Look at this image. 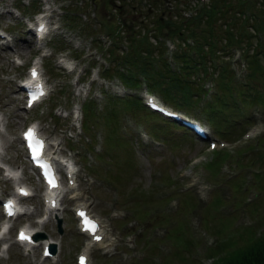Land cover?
<instances>
[{
    "label": "rangeland",
    "instance_id": "1",
    "mask_svg": "<svg viewBox=\"0 0 264 264\" xmlns=\"http://www.w3.org/2000/svg\"><path fill=\"white\" fill-rule=\"evenodd\" d=\"M24 1L26 0H12V3H18L20 8H22V6H25ZM193 1L195 0H145V2L140 3L137 0H97L96 15L98 20L96 23L89 16L90 8L87 6L86 0L83 1V7L81 8L86 13L85 18L78 16L77 11L74 13V7L77 9L79 6L77 4L78 0L76 1V5L74 4L75 0H56L57 4L63 6L65 9L69 7L68 10L74 14L68 15L67 13L68 17H70L68 20L67 16L64 17L62 15L60 17L56 13V10L51 12V16L54 19L57 18L61 24L60 29L56 30L57 32L55 31L56 33L52 36L53 42L58 47L52 48H66V50L70 48L72 52L83 50L82 55L88 54V56L97 58L98 60L100 56L98 52L101 50L99 40L102 41L100 35L104 28L110 34L115 35L114 40L116 41L122 40L121 37L128 39L129 51L131 53L126 56L128 58L130 56L135 57V62L131 66L128 64L131 69L135 70V73L138 72L135 67L141 64V56L130 49L131 45L134 47L138 41H141L148 48L153 47V53L157 58H159L157 48L160 46V43L156 42L155 33L163 36L173 34L177 38L181 48H185L181 42L180 35L187 30L178 25V18L180 10L186 6L190 9ZM162 2L167 5L162 6ZM224 2L226 0H206L205 5L196 13L197 20L186 22L187 24H195L192 35L195 41L198 40L200 44H203L206 50L204 51V55L206 54L208 57V50L216 48L212 53L216 55L215 65H210L209 62L206 63L207 67L214 70H216L215 67L217 65L219 67L222 64L223 50L228 52L230 49V44L233 40L230 41L228 38L237 39L240 37L239 43L242 45L246 56L250 57L256 55L262 49L261 45L264 43L263 41L260 45L254 42L253 37L249 38L243 34V28L251 31L255 27L254 25L259 26L262 19L264 20V0H249V3H252L249 8L251 11L254 10L255 15H246L243 10V13H239L242 18H240L241 20L236 25H234V19L238 17V14L232 8L226 9V12H223L224 7L222 3ZM33 4H36V0L33 1ZM190 11L193 12L194 10ZM206 12L211 15H206ZM243 17H246L250 22L245 21ZM17 19L16 16H11V13L7 11L0 12V25H14L10 29L13 35L14 46L27 59L33 53V49L30 48L29 50L27 45L30 34L26 32L22 24L18 23ZM229 21L230 26H228ZM242 22H246V25H241ZM155 28L157 31L154 30ZM173 28L175 31L172 32ZM152 31H155V33H152ZM262 31L264 33V28ZM240 35H244V38L242 39ZM247 35L249 36V33ZM49 36H51L50 33ZM87 36L90 37V44L96 45L97 51L88 45ZM212 39L215 42L214 44H210L212 43ZM43 45L46 51H53L47 41ZM86 47L88 48L87 50H85ZM263 49L259 51L260 54L257 61L250 59L251 68H247L250 76L246 75L244 77L245 82H242L244 87H241L240 92H238L245 106H249L253 102H263ZM197 53L199 55V52ZM121 54L122 52L116 49L113 50V48L109 51V55H112L113 63L115 59H119ZM234 54H237V51H234ZM9 55V51L0 46V112L4 115L3 120L5 121L4 128H2L3 131H0V141L3 143L11 133H18L24 122L34 117L38 119L40 128L50 139V135L57 134L56 139L60 144L63 143L61 149L57 148V150L61 154H66L69 143L75 142L69 139L66 140V137L63 136V131L67 127L65 120L57 119V123L53 124L52 118L48 117L47 112L44 110L48 99H45L44 103H40L37 107H32L30 110H23L21 108V99L14 81L15 75L20 71V68L13 65ZM20 58L22 57L20 56ZM198 59L201 60L200 57ZM81 66V63H76L75 65V67ZM45 70L46 76L48 75L47 80L50 85V95L55 92L54 89L57 83L65 86L62 91L60 90L61 94L60 96H56L55 100H60V104H63L62 97L66 96L67 102L78 101L76 97L67 92L70 86L65 75L53 67L45 68ZM56 75L59 76L54 77ZM195 75L196 73L192 72L191 77L196 79ZM112 83V80L107 83L106 87H104L107 93L104 92L102 96L95 97L97 102H94V110L97 111L99 109L96 115L98 121L92 129L94 133L98 134H96L97 144H95V147L99 148L95 152L98 158H89V162L83 160V162L91 164L90 169L84 167L80 161L77 185L74 187L84 191V197L90 202L89 206L91 210L104 218L107 230L105 240L112 238L113 241V243L106 246L108 251L105 252H101V247L105 242L93 246V249L98 246V251L95 252L93 249L90 251L89 259L92 264H139L138 255L141 253L139 248L141 247L145 253L146 246L155 244L156 241H158V247L154 255H160V257L166 260V263L159 264H204L207 260L205 258H198H210L202 252V248L210 244L212 246L216 239L220 241L221 238L225 237H229L230 240L236 238L234 242L242 243L247 240L245 237L249 236L250 229L255 224L258 231L264 230V182H260V178L254 174L248 177L249 171L260 173V168L264 165V155H260V160L256 161L253 159L257 155L256 151L249 148L243 156L241 155L242 157L240 156L241 165L236 166L234 164L235 154L238 155V151L235 152L236 146L231 147L232 145H226L224 147H230L227 152L232 160H229V169H226L225 165L222 164L221 171L212 173L210 167L204 164L212 159L211 153L203 148L201 142L190 133L181 128L179 129L178 126L172 125L170 122H163L161 118L153 114L155 117L150 116L142 108H139L136 103L132 104L128 102L127 105L122 100L110 99L107 95L114 93L111 89ZM160 83L167 85L165 80L160 81ZM129 85L131 86V84ZM225 85L227 88L230 87L229 82H226ZM72 87L76 92V96H78V83L74 81ZM155 88L153 89L162 98L161 91L157 87ZM220 88L223 92V97L226 98L225 87L220 86ZM172 92L175 91L170 89L168 96ZM244 92H247L249 96L245 97L243 95ZM252 95L255 97L260 95L261 101L252 98ZM164 100L174 107L184 109L181 105L172 104L169 98ZM190 100L192 103L188 106L189 109H186L189 111L194 109L195 113L202 117L199 112L201 100L198 97L195 98L194 92H192ZM227 107L230 112V115H227V117L213 113L214 121L220 125L219 128H216L218 133L215 131L211 121L207 118L206 120L209 122L211 129L216 132V135L229 139L236 133L240 118L238 115L235 118L230 105ZM216 108H221L219 103ZM38 109H43V111L40 112ZM124 111L129 113L130 122L129 117H126L124 120L121 119L120 114ZM113 114L116 115V118L112 117ZM105 115H108L106 119ZM126 122L128 123L126 124ZM85 123L88 124V120L85 119ZM230 123L233 126L231 131L227 128ZM138 125L147 128L156 137L151 136L149 133L148 142L141 146L135 133ZM226 130L228 131L227 133ZM16 144L19 146L16 139H14L8 144V147L10 148ZM76 144H78V141H76ZM7 151L10 152V150ZM196 152H200L201 158L196 163L190 164L188 158ZM77 157L79 156L76 154L72 156L74 159H78ZM10 160L12 164L19 165L23 172L27 171L26 166L22 165L24 164V158L14 156ZM235 162L239 164V159L235 158ZM244 164H252V167H244ZM255 166L257 171H254ZM180 167H186L187 174L190 171L197 173L195 185H188V181H186L185 186L180 184L182 178H178L177 176L184 179L187 176L184 173L175 174L176 170ZM90 172L94 173L96 178L89 177ZM262 174L264 175V172ZM224 175H229L228 179L223 183L226 185L225 192L232 193L228 198H226L227 196H220V193L224 194V191L219 186L222 183L219 181ZM243 175L248 178H244ZM26 180L31 184H35L33 178ZM236 181L237 183L235 184L234 182ZM251 181L256 182L257 185H253L254 183H250ZM217 182L220 184H217ZM244 186L246 187L244 188V192H246L245 195L247 197L251 196V191L258 192V195L255 198H251L246 205L240 202L241 197H243L241 190ZM33 188L35 189L36 186L34 185ZM197 189L202 191V196H198ZM235 194L237 197L234 196ZM190 195H195L194 197L199 198L192 205L184 201L186 197L189 199ZM33 198L36 202L39 201L37 196H33ZM122 206H126L128 209V213L125 216H135L136 221L132 224V227L135 224L141 226L136 234V246H133L130 236L125 238L126 244L121 237H118L120 236V231L123 230L118 228L121 219L114 217L113 207L124 209ZM110 214L111 216H109ZM140 217L142 218L141 220L139 219ZM232 217H235L232 220L235 222L234 224H246L244 226L247 228H243L239 232L232 231L228 234L230 228L233 227V224L228 225ZM167 218H172L174 223L167 227L165 231H162L159 237L150 236L148 238L147 236L148 240H146V234H151L149 229L150 221L165 222ZM63 219L64 233L61 236L60 261H57L55 264L66 263V251L70 246L69 241L76 236L73 223L69 222L66 216ZM260 221L262 224H260ZM50 226V221L43 223L44 229L53 238L60 239L56 231ZM36 227H41V225L38 224ZM246 229V233L243 234ZM216 233L218 238L215 235ZM214 235L215 239H213ZM180 243L181 245H179ZM222 248L226 247L223 246ZM171 250H173V253ZM0 254V264H53L50 261L36 259V247L32 248V250L29 249V252H21V248L10 245L5 256L3 250ZM181 255H184L186 258Z\"/></svg>",
    "mask_w": 264,
    "mask_h": 264
},
{
    "label": "trees",
    "instance_id": "2",
    "mask_svg": "<svg viewBox=\"0 0 264 264\" xmlns=\"http://www.w3.org/2000/svg\"><path fill=\"white\" fill-rule=\"evenodd\" d=\"M224 3H222V6L224 7L223 12H226V9L228 10L231 8L234 11H235V8L241 10V4H240L239 0H226V2H224ZM206 13H207L206 15H209V16L211 15L208 12H206ZM237 16L238 17H236V19H234V25H236V23L239 22L238 19L241 17L240 14ZM228 26H230V21L228 23ZM262 26L264 27V20H263ZM156 28H158V27H156ZM156 28L154 29L155 31H156ZM155 31H152V33H155ZM228 35H230V33H228ZM239 38H237V39H239ZM230 39H232V38H230ZM211 42L212 43H210V44L215 43V42H213V40ZM261 47H262V49L264 48V43L261 45ZM152 48L146 47L145 44H142L141 41H138L134 45V47H132V45H131L130 50H134L135 52H137L141 56V64L137 65L135 67L136 71H138L140 73H144L146 76H148L149 85L151 87L152 86L157 87V89L161 91V96H163V98H167V99L169 98V100L175 105H181L183 107H187L190 104V102H189L190 101V93H192V91H193V82L190 79V74H191L190 71L192 69V68H190V64L192 67H194L195 65H198V63L196 64V61H198V62H200L199 65H201L202 69H204L206 67V61H205L206 60V54L204 55V51H206V50L204 49L203 44L196 42V45H195L196 53L199 52V55L197 53V59L196 60H191L190 58H188L187 54L181 50L176 51V53L173 54V57L175 59L179 58V59L183 60V63L180 65L181 73L177 72L174 69H171L168 66L167 62L165 61L164 57L161 54V51H162L161 45L157 48L159 58H157L154 55ZM215 50H216V48L208 50L209 51L208 54L214 55L212 53ZM261 50H259V51H261ZM259 51L257 52L258 54L256 53V55H253L251 57L248 55L246 56V65H248L247 68H251L250 62H249L250 59L254 60V61L258 60V57L260 54ZM214 56H216V55H214ZM153 57H155L157 60ZM199 57L201 58V60L198 59ZM134 58L131 56L128 58L126 55H123L119 58V61L126 62L127 64H129L131 66V64H133L135 62ZM153 61L155 62V64L153 63ZM188 64H189V66H186ZM155 66H156V68H155ZM217 66L215 67L216 71H217V78L219 79V81L223 82L224 81L223 75L227 74L228 69H227L225 64H221L219 67H217ZM132 70L133 69L126 66L125 72L118 71V70L116 72L121 77H123V79L125 81L134 82V80H136V79L133 76ZM203 72H205V70H203ZM109 73H110V71L108 70L107 74H109ZM246 75L250 76L249 70H247ZM226 77L228 78V75ZM159 79H161V80H159ZM162 80H165L167 82V85H162L160 83V81H162ZM170 89L174 90L175 92H172L168 96V91ZM243 95L248 96L249 94L247 92H245V93H243ZM252 98H255L258 100L261 99L260 96L255 97L253 95H252ZM130 99L132 100V98H130ZM218 103L220 104L221 108H217L215 111H214V108H212L211 110L209 108L207 109V111H208L207 117L209 120H211V122L214 120V115L211 114V113H213V111H214V113L219 114L222 117L225 115H229V109L227 107V106H229V102L224 97H221L218 99ZM85 106L88 107L89 104H86ZM263 179H264V176H263ZM221 244L222 243H220V242L217 243L213 248H211V250L212 251H218ZM210 264H264V233L260 237L256 238L254 241L245 243L243 245L236 246L231 250H227L222 254L216 255L215 258H213L211 260Z\"/></svg>",
    "mask_w": 264,
    "mask_h": 264
},
{
    "label": "snow or ice",
    "instance_id": "3",
    "mask_svg": "<svg viewBox=\"0 0 264 264\" xmlns=\"http://www.w3.org/2000/svg\"><path fill=\"white\" fill-rule=\"evenodd\" d=\"M35 74V73H34ZM27 138H29V139H31V138H33V132L30 130L27 134ZM37 155H38V153H37ZM49 183L50 184H52L53 183V181H49ZM53 186H54V184H53ZM92 227V229L94 230V226H91ZM99 237H97V239H98ZM21 239H27V237H25L23 234H21ZM81 264H83V258H82V260H81Z\"/></svg>",
    "mask_w": 264,
    "mask_h": 264
},
{
    "label": "bare ground",
    "instance_id": "4",
    "mask_svg": "<svg viewBox=\"0 0 264 264\" xmlns=\"http://www.w3.org/2000/svg\"><path fill=\"white\" fill-rule=\"evenodd\" d=\"M52 191H53V189H52Z\"/></svg>",
    "mask_w": 264,
    "mask_h": 264
}]
</instances>
